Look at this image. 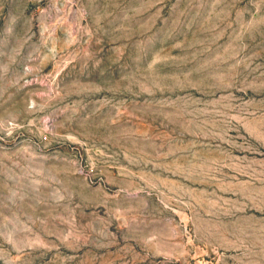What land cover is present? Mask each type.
I'll use <instances>...</instances> for the list:
<instances>
[{"label":"rangeland","instance_id":"rangeland-1","mask_svg":"<svg viewBox=\"0 0 264 264\" xmlns=\"http://www.w3.org/2000/svg\"><path fill=\"white\" fill-rule=\"evenodd\" d=\"M0 264H264V0H0Z\"/></svg>","mask_w":264,"mask_h":264}]
</instances>
